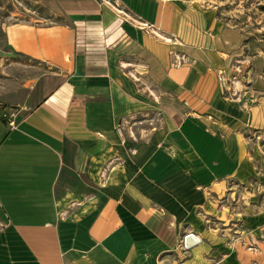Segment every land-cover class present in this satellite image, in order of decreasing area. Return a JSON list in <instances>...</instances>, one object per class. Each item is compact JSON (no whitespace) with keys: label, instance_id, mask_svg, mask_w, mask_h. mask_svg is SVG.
<instances>
[{"label":"crops","instance_id":"obj_1","mask_svg":"<svg viewBox=\"0 0 264 264\" xmlns=\"http://www.w3.org/2000/svg\"><path fill=\"white\" fill-rule=\"evenodd\" d=\"M48 4L50 22L5 28L36 73L17 128L0 119V264L196 255L201 242L190 251L183 240L202 241L208 196L253 175L246 134L261 129L262 106H252L246 37L186 0Z\"/></svg>","mask_w":264,"mask_h":264},{"label":"rangeland","instance_id":"obj_2","mask_svg":"<svg viewBox=\"0 0 264 264\" xmlns=\"http://www.w3.org/2000/svg\"><path fill=\"white\" fill-rule=\"evenodd\" d=\"M186 1L213 10L219 28L240 29L246 37L240 50L251 69L248 74L256 81L251 95L252 106L262 107L253 110V127L258 125L261 129L258 133L248 131L246 134L247 157L253 175L244 183L228 180L217 194L208 196L200 208L204 214L197 233L202 241L195 249L203 250L195 251L194 256H181L184 259L181 264H264V0ZM33 18H41L45 23L55 18L48 0H0V109H19L17 104L23 98V87L36 73L32 61L10 49L5 28L10 23ZM227 71L231 72L232 68ZM224 81L222 78L220 82ZM193 170L198 178H206L203 165ZM206 181L202 180L204 185ZM180 258L174 264H179Z\"/></svg>","mask_w":264,"mask_h":264},{"label":"built area","instance_id":"obj_3","mask_svg":"<svg viewBox=\"0 0 264 264\" xmlns=\"http://www.w3.org/2000/svg\"><path fill=\"white\" fill-rule=\"evenodd\" d=\"M220 81H222V78H220ZM17 116H18V112L16 111V109L9 108L7 110L4 109L0 110V119L8 123L11 129H16L18 126V123H16Z\"/></svg>","mask_w":264,"mask_h":264},{"label":"water","instance_id":"obj_4","mask_svg":"<svg viewBox=\"0 0 264 264\" xmlns=\"http://www.w3.org/2000/svg\"><path fill=\"white\" fill-rule=\"evenodd\" d=\"M201 242V238L194 233H187L183 240V248L191 250L194 247L198 246Z\"/></svg>","mask_w":264,"mask_h":264}]
</instances>
